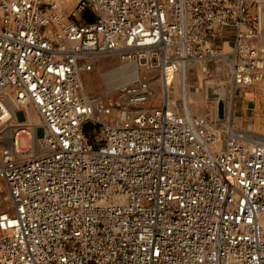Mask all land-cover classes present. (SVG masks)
<instances>
[{
	"label": "built area",
	"instance_id": "1",
	"mask_svg": "<svg viewBox=\"0 0 264 264\" xmlns=\"http://www.w3.org/2000/svg\"><path fill=\"white\" fill-rule=\"evenodd\" d=\"M59 4L0 0V264H264V142L149 106L147 80L81 79L116 56L168 93L218 58L235 88L262 80L264 0H77L80 22ZM26 104L39 153L18 147Z\"/></svg>",
	"mask_w": 264,
	"mask_h": 264
},
{
	"label": "rangeland",
	"instance_id": "2",
	"mask_svg": "<svg viewBox=\"0 0 264 264\" xmlns=\"http://www.w3.org/2000/svg\"><path fill=\"white\" fill-rule=\"evenodd\" d=\"M76 2L77 0H69L63 4L59 1V12L69 20L86 21L88 18L86 14L77 16V18L71 14ZM123 64H128L130 67L135 66L138 73L135 78L147 80L148 84H151L149 85L151 96L147 104L149 106L161 105L164 101V95L158 80V72L133 63H123L116 56L99 58L89 72L82 74L83 90L91 94L104 93L107 90L102 74ZM202 67H205L206 70H202ZM186 75L185 88L190 97L189 108L191 115L201 116L207 112L211 113L217 123L216 127L220 141H223L225 130L230 126L242 134L245 143L264 142V78L235 88L231 84L228 74V64L226 60L221 58L202 64L197 62L186 71ZM181 77L182 75L178 74L174 77L175 85L170 93L173 103L170 104V107L177 113L184 114L181 98V87L183 85ZM208 85H211V93H213L211 96L207 94ZM221 85L223 86L222 89H220ZM231 91L232 93H230ZM220 100L222 102L221 117L218 116ZM236 102L239 104L237 105L239 110H235L234 104ZM240 102H242L241 109L239 108ZM24 106L29 109L30 115H26L22 106H20L17 119L22 122L23 127L33 128L34 135L32 130H29L31 144L34 138L41 141L43 129L40 125L38 112L31 104ZM256 136L262 138L259 139ZM26 139L27 137L21 136V146H26ZM26 153H29V150Z\"/></svg>",
	"mask_w": 264,
	"mask_h": 264
},
{
	"label": "bare ground",
	"instance_id": "3",
	"mask_svg": "<svg viewBox=\"0 0 264 264\" xmlns=\"http://www.w3.org/2000/svg\"><path fill=\"white\" fill-rule=\"evenodd\" d=\"M61 3H66L69 0H59ZM130 65V64H129ZM202 70H206V68H201ZM104 72V71H103ZM182 77H181V81L183 83L182 87H181V98H182V102L184 104V113L186 115H191L190 113V108H189V101H190V97L188 96V93L186 91V70H182L181 73ZM138 76L137 70L134 67H130L128 66V64H123V65H119L116 68L106 71L102 74V79L103 82L106 86V90L110 89L111 87H114L115 85H117L118 83H122V82H127L132 78H135ZM158 80L162 86V93H163V97L165 99H168V101L171 103H173V98L171 97L169 90L167 91V87L165 86V84L162 82L161 77L158 75ZM174 81V79H173ZM151 85V84H149ZM175 85V83H174ZM232 93V91L230 92ZM11 106V104H9ZM22 108L24 109V112L26 115H30L29 109L25 106H22ZM18 136H25L27 137V141H26V146L23 147L20 144L18 145L20 151L22 153H26L27 150H29L32 153H39L43 150L42 148V142L37 140V141H33L32 144L30 142V132H29V128L28 127H24L20 130V132L18 133ZM259 136H256V138ZM262 137H259V139H261Z\"/></svg>",
	"mask_w": 264,
	"mask_h": 264
},
{
	"label": "water",
	"instance_id": "4",
	"mask_svg": "<svg viewBox=\"0 0 264 264\" xmlns=\"http://www.w3.org/2000/svg\"><path fill=\"white\" fill-rule=\"evenodd\" d=\"M210 86V87H209ZM223 88V86L221 85L220 86V89H222ZM212 92V90H211V85H208V87H207V94H208V96H211V94H213V93H211ZM222 102H221V100L219 101V112H218V116L219 117H221V109H222Z\"/></svg>",
	"mask_w": 264,
	"mask_h": 264
},
{
	"label": "crops",
	"instance_id": "5",
	"mask_svg": "<svg viewBox=\"0 0 264 264\" xmlns=\"http://www.w3.org/2000/svg\"><path fill=\"white\" fill-rule=\"evenodd\" d=\"M240 103H241V104H240L239 108L241 109V108H242V102H240ZM237 105H239L238 102H236V103L234 104L235 110H239Z\"/></svg>",
	"mask_w": 264,
	"mask_h": 264
}]
</instances>
